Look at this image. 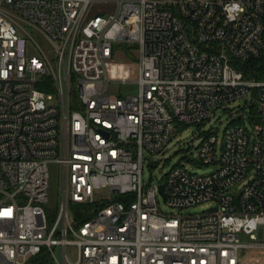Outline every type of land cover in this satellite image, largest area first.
Masks as SVG:
<instances>
[{"label": "built area", "instance_id": "2783aa9c", "mask_svg": "<svg viewBox=\"0 0 264 264\" xmlns=\"http://www.w3.org/2000/svg\"><path fill=\"white\" fill-rule=\"evenodd\" d=\"M96 1L118 9L89 16ZM261 65L264 0H0V264L43 251L53 264H264ZM128 81L136 92L110 93ZM232 105L221 139L202 130ZM191 125L198 158L146 182V163ZM94 202L78 220L74 204Z\"/></svg>", "mask_w": 264, "mask_h": 264}, {"label": "rangeland", "instance_id": "374dc122", "mask_svg": "<svg viewBox=\"0 0 264 264\" xmlns=\"http://www.w3.org/2000/svg\"><path fill=\"white\" fill-rule=\"evenodd\" d=\"M118 5L112 1H96L91 4L88 15H109L116 12ZM38 40L42 46H44L47 52L50 51V44L44 39V37L38 35ZM29 53L40 54L38 47L30 43ZM123 57V56H122ZM121 57V58H122ZM125 59V58H122ZM138 90V84L133 81L128 82H112L110 84V93L117 96L119 93L122 95H127L128 93H134ZM259 107V103H256L254 106H248L246 111V118L251 117V111L256 113ZM231 110H226L224 108L219 109L217 113L212 117V119L203 125L202 130L210 131L213 130L219 135L220 139L223 137L225 128L231 123L232 115ZM200 128L197 125H191L188 127H183L177 131L171 143L167 146L165 151L161 154L154 155L151 159L157 163V166L150 168L148 162L146 163L144 169V179L146 182L151 181L152 183L163 181L165 178L166 172H168L174 165H176L181 160L186 158H198V155L195 151H191V147L194 144L197 146L201 142ZM50 166V188H49V200L47 203L48 208L50 209L52 216H56L57 211L59 210L62 194H63V169L62 165L56 161H52L49 164ZM213 166H204L196 167L199 172H208L212 169ZM104 194L109 195L108 189L104 190ZM114 195V194H112ZM162 207L165 210H168L169 207L164 201L163 197H160ZM208 204L197 205L187 212H199L207 209ZM242 239L244 241H250L251 238L249 235L242 234ZM249 254H252L251 252Z\"/></svg>", "mask_w": 264, "mask_h": 264}, {"label": "trees", "instance_id": "16d2710c", "mask_svg": "<svg viewBox=\"0 0 264 264\" xmlns=\"http://www.w3.org/2000/svg\"><path fill=\"white\" fill-rule=\"evenodd\" d=\"M253 67H257V62H252V65L248 66L247 68H253ZM259 68L264 69V65H261ZM101 205L102 203L100 202L86 203V204H74L75 216L78 220L84 221L88 219L89 217H91L89 214L90 210H92L93 208L99 209ZM33 262L34 264H53L51 257L46 253V251H43L40 257L34 258Z\"/></svg>", "mask_w": 264, "mask_h": 264}, {"label": "water", "instance_id": "95a60500", "mask_svg": "<svg viewBox=\"0 0 264 264\" xmlns=\"http://www.w3.org/2000/svg\"><path fill=\"white\" fill-rule=\"evenodd\" d=\"M161 188L163 189V186H161Z\"/></svg>", "mask_w": 264, "mask_h": 264}]
</instances>
